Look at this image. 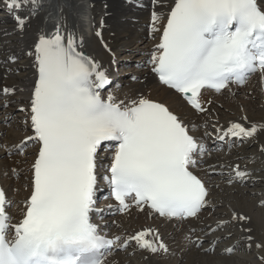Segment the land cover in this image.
Segmentation results:
<instances>
[{
	"label": "snow or ice",
	"instance_id": "6c2138e0",
	"mask_svg": "<svg viewBox=\"0 0 264 264\" xmlns=\"http://www.w3.org/2000/svg\"><path fill=\"white\" fill-rule=\"evenodd\" d=\"M3 2L20 32L40 6L38 0ZM28 5L32 6L29 16L17 14ZM153 5L149 36L157 42L147 63L159 82L192 109L206 111L205 90L231 93L232 85H245L255 73L264 88V6L258 0H153ZM100 34L98 30L96 35ZM81 44L82 38L78 41L57 23L50 34L38 32L27 52L34 72L28 102L19 108L25 113V135L9 143L4 139L8 133L0 130V149L8 156L25 158L30 146L35 151L27 168L29 194L18 219L10 213L11 202L0 189V264H105L106 254L133 244L134 250L147 256L170 254L158 227L102 234L101 225L92 218L93 213L105 211L96 207L95 199L101 178L116 201L106 206L109 211L125 213L135 207L168 222L186 223L199 220L210 206L209 187L193 171L203 162L206 145L166 103L140 92L118 98L108 70L80 51ZM15 91V87L0 89L4 95ZM257 130L254 123L245 127L228 121L217 139H247ZM209 167L215 172L217 166ZM228 168V184L249 179L239 165ZM10 171L20 174L16 168ZM260 203L264 205V200ZM249 221L248 216L232 211L227 220L199 225L202 236H195L197 226L189 225L182 236V251L195 247L214 253L232 233L213 234L237 223L240 240L250 250L252 229L242 227ZM209 235L213 238L206 241ZM204 243L209 246L203 247ZM234 247L221 253L231 254ZM256 247L264 249V241ZM259 259L264 264V256Z\"/></svg>",
	"mask_w": 264,
	"mask_h": 264
},
{
	"label": "bare ground",
	"instance_id": "6f19581e",
	"mask_svg": "<svg viewBox=\"0 0 264 264\" xmlns=\"http://www.w3.org/2000/svg\"><path fill=\"white\" fill-rule=\"evenodd\" d=\"M1 1L3 2V0ZM88 1L91 14L89 23L90 26L87 27L88 31H77L75 35L77 36L78 41L80 38H82V44L79 46V50H86L87 55L96 59L105 69H107V61L114 54V52L112 53V48L114 46L125 48L131 42H135L136 40H141L142 42H144V38H146L147 36L150 37L149 25L151 24V12L153 11L154 7L153 0ZM258 1L262 4V6H264V0ZM59 3H61V0ZM72 3H76V1L73 0ZM38 4L40 5L38 7V10L24 26L23 32L15 30V20L13 19V16L8 9L5 11L6 13L0 15V89H3L5 87H15L16 89L14 93L7 95L6 97H3L1 95L2 92H0V96H2L0 98V101L4 99V102H10V104L13 106L8 108L7 111H9V113L18 110L21 105H26L28 102L34 69L32 68V58L27 55V52L29 51L30 46L36 38V34L38 32L43 31L45 34L47 33V30H44L45 27H43L42 22L44 21V13H47L50 10H55L54 2L49 5L50 7H48V10L46 12H44L43 8L48 4L47 0H38ZM157 10L159 11L162 9L157 8ZM31 11V5L22 6L20 9L16 10L17 14H19L20 16H29ZM53 14L54 12H51L49 16L51 17L53 16ZM57 18L59 20L61 19V17L58 16V13ZM58 19L57 21L56 19H54L55 23L51 26L50 29L55 28ZM101 21H103V23H101ZM61 22L65 25V29H63L62 31L67 33L68 26L66 24V19H61ZM98 30L101 33L100 36L96 35ZM5 32L8 33L7 36L5 35ZM156 42L157 40L155 42H145L144 45L141 44L136 46L137 51L134 56L142 55L143 58H148V53L152 49L153 44ZM105 45H107V47L111 49V51L108 52V50L105 48ZM9 56L15 57V59H9ZM120 58L122 59L121 56ZM140 75L142 80L140 82L134 83L133 87L129 90L123 89L124 91L122 92V96L117 93L118 91H115V94L118 96V98H124L125 94L132 96L136 92H140L151 99L166 103L173 112L177 113L179 117L183 121H185V123L189 124V126L191 127L192 125L196 126L195 128L197 130L195 131V135L198 136L201 140H205L204 135L208 133V129H202V125L207 123L210 127L212 126L211 123L209 121L206 122V120H217V124H214V127L219 130L218 135L222 134L223 130L227 129L228 121H234L235 118H237L239 122H243L245 124V127H250L254 123L257 125L258 130L251 138L246 139L244 145H250L252 144V142H254L257 148L260 147L261 149L262 147H264L263 94L260 95L261 102H257L254 100L259 95V93L256 92L257 89L260 92L262 91L260 83L252 84L248 88L246 87L239 89L241 91L245 90L244 93H246V91L252 92L251 96H244L245 94L243 93L240 98H237V101H239V105L242 107L241 110L238 109L231 101L232 97L226 98V101L221 100L220 102L222 105V109L217 108L220 116L218 117V119H216L212 118V116L209 114L197 116L189 107L184 104V102L178 97L177 94L173 93L171 90L165 88L164 86L160 85L158 90L155 88L153 89L151 84L155 82V79L150 73L147 65L140 69ZM107 90L108 89H105V92ZM105 94H107V92ZM216 100L219 101L218 99ZM3 103H1L0 106H2ZM182 105H184L185 107ZM210 108L215 109L216 106L211 104ZM225 115H228V118L224 119ZM5 117L7 116L4 115L0 118L5 119ZM21 117L24 120L25 113H23ZM242 117H247V121H243ZM17 122L19 123V121ZM18 123H15L10 127H2L0 125V130H5L8 133V135L5 137V140H7L8 142L17 140L25 135V128L22 127L20 123ZM209 141L213 145H215L219 140L217 139V137H209ZM226 141L228 142V140ZM27 151L34 152V150L31 149H28ZM234 151L235 154L233 153L232 157H227L226 159L221 154H218L221 158H218L219 160L216 157H212V155H210L211 158H208V156V162L206 163L208 167L202 169L201 174L207 180L210 188H213L215 184L218 185L217 188L210 191L209 198L212 197L213 194L215 195L216 201H220V198H225L226 195H228L229 198L231 197L233 199V201L228 202L229 208L227 210H230L227 213L228 219L230 218L232 211H236L237 213L246 215L250 218V221L245 222L242 227L252 229L251 235L254 237L252 246L254 248L256 247V243L264 241V205L260 203V201L264 200V151L252 150L249 153L247 152V154L242 152L238 154V149H235ZM241 154H245V156H248L249 158L247 160L242 159V162L233 161L231 159L235 157L239 158L241 157ZM0 155V163H2L0 164V176L4 178L2 179L3 183H1L3 188L7 192L8 199L10 200L11 204H13V207H11L9 211L14 218L18 219L20 209L23 207L21 201L28 194V191L25 189V185L28 183L27 177L29 173L27 172V168L29 162L26 161L24 163H14L17 160L20 161V159H18L19 156L13 155L9 156L8 158L4 157L8 155L3 150L0 151ZM245 156H243V158ZM27 158L28 160L32 159L31 157ZM221 164L225 165L223 169L219 167V165ZM209 165L217 166L215 172H217V174L219 175H223L221 177H218L222 180L223 178L225 180H228L230 178L229 174H227V172L229 171V165H239L241 170L247 171L250 174L247 181L248 183L256 187V194H244V189L240 187L239 183V186L232 185L231 187H225L224 182H219L218 179L212 178L213 170L209 167ZM12 168H16L22 173L23 177L25 178V181L24 179L22 180L23 185L13 183V179L11 178L12 173L10 171V169ZM232 189L237 192L236 197L230 194V190ZM224 190H226L227 192H225ZM211 203L214 204V202ZM221 212L222 210H215V212L213 211L212 213H209V220L207 221H211V223L213 224L215 221H217L213 219L216 218ZM119 218H121V220H118ZM119 218H115L118 223L115 226H118L119 228L114 226L110 227V224L107 225V227L111 229L114 234H131L141 229L142 227H158L165 242L169 244L171 253L168 257L163 254L159 256H147L144 252L140 253L139 251H136V254H138L133 260L131 258L125 257V255H122L123 253L120 252L116 255H109V257L105 261V264H125L128 262H130V264H240L232 262L230 260L231 257H227L226 253H221V249L235 245L234 251L233 253H231L234 254L233 257L238 256L240 251L247 250L246 247H244L245 242L240 240V236L242 235V233L240 231L241 225L239 223L230 224L228 226V230H224L221 233H214V235H222L230 231L237 237L235 241L232 238H230V240H225V244H221L222 242H220L215 248L217 254H220V256L214 259L213 256L209 255L210 253L205 254L195 247H190L187 248V250L182 251V249L185 248L184 242L182 240L184 231L189 225H196L197 231L194 233V235L202 236L203 234L200 232L199 225L208 224L205 219L202 220L200 218L197 221L190 220L188 221V225H186L185 223L181 226V228H179L178 225L173 227V222L168 223L164 219L152 218L151 220H149L148 214L146 212H140L137 209H134L131 212L129 218H126L125 216ZM212 238V235L205 237L207 241H210ZM239 244L243 245V247L241 245V247H239ZM208 246V243L203 245V247ZM258 251L260 255L264 256V249H258ZM128 252L129 251H126L125 253ZM173 255H175V257H173ZM237 258L238 260H242L244 262L243 264H261V262L259 261L255 262L254 260H246L242 257Z\"/></svg>",
	"mask_w": 264,
	"mask_h": 264
},
{
	"label": "rangeland",
	"instance_id": "374dc122",
	"mask_svg": "<svg viewBox=\"0 0 264 264\" xmlns=\"http://www.w3.org/2000/svg\"><path fill=\"white\" fill-rule=\"evenodd\" d=\"M76 1V3H72L73 2V0H61V3H59L60 2V0H47V2H48V4L47 5H45L44 6V8H43V10H44V12H46L47 10H48V7H50L49 5L52 3V2H54V6H55V10H50L49 12H47V13H44V16L45 15H49L51 12H54V14H53V16H54V19H58L57 18V14L56 13H58L59 15V17H61V19H66V24H67V26H68V32L69 31H71V32H73L74 34H76L77 33V31L76 30H79V29H81L82 27H84V29L85 30H87L88 31V29H87V23L89 22L90 23V16H91V14H90V5H89V1L88 0H82V1H80V0H75ZM85 1V2H84ZM64 5V6H63ZM2 6L3 5H0V12H2L1 11V9H2ZM4 7H5V5H4ZM42 10V11H43ZM57 11V12H56ZM1 15V14H0ZM3 15V14H2ZM53 16H51V17H53ZM76 16V17H75ZM64 17V18H63ZM61 19L59 20L58 19V22H59V24L61 25V28H62V30L63 29H65V25L64 24H62V22H61ZM89 20V21H88ZM47 21V20H46ZM43 22V27L45 26V21H42ZM57 22V23H58ZM64 22V21H63ZM54 25V24H53ZM79 26H80V28H79ZM45 30V29H44ZM148 40H147V39ZM146 38H144V40H145V42L147 41V42H150V40H149V38L150 37H146ZM98 40V39H97ZM143 40V41H144ZM142 41H136V42H131V43H129L128 44V46H126L125 48H122V47H116V46H114L113 48H112V53L114 52L115 54L116 53H118V52H120V50L121 49H123L122 51V55H121V57L123 58V62L121 63V66H120V69L123 71V73H124V75L120 78V80L118 81V82H120V84L118 83H114L113 85L115 86V85H122L123 87H121L122 88V90H123V88H126V87H129L127 90H129V89H131L132 87H133V84L134 83H137L138 82V79H137V81H136V79H132V77L133 76H135L136 77V74H137V72H138V78H139V80L141 81L142 80V78H141V75H140V69H138V63H139V61L138 60H141V58L140 57H142V55H136V56H134L135 55V53H136V51H137V47L136 46H138V45H144L145 44V42H142ZM146 42V43H147ZM141 43V44H140ZM102 46V45H101ZM121 48V49H120ZM109 52V51H108ZM139 56V57H138ZM113 61H115V59H113ZM112 64H113V62H112ZM112 66V65H111ZM143 68V67H142ZM134 81H136V82H134ZM139 81V82H140ZM252 84H255V83H247V85L244 87V88H248V87H250V85H252ZM152 85V88L154 89H157L158 90V88H159V84H155V82L154 83H152L151 84ZM158 87H157V86ZM122 90H120V91H118L117 93L120 95V96H122ZM245 91V90H244ZM244 91H241V90H238V92L233 96V95H231V101L234 103V105L238 108V109H242V107L239 105V101H237V98L239 97L240 98V96H242V94L244 93ZM257 93H259V95L254 99L255 101H257V102H261V97H260V95L261 94H263L262 93V91L260 92L258 89H257V91H256ZM121 93V94H120ZM251 91H246V93H244L245 95L244 96H251ZM227 95H222V96H218V97H215L214 98V100H213V102H212V105H215L216 106V108L215 109H209L208 110V112L206 113V114H210L211 116H212V118H216V119H218V117L220 116V114L218 113V111H217V108H219V109H222V105H221V100L222 101H226V98H228V97H226ZM4 97H6V96H4ZM216 99H218L219 101H217ZM262 99L264 100V95H262ZM237 103V104H236ZM182 106H184V105H182ZM10 107H13L11 104H10V102H8L7 103V106L5 107V109L3 110L2 109V106H0V117H3L4 115L5 116H7V122L9 121V117H11L10 118V122H8V123H11L13 120H14V124L15 123H18L17 121H19V123L22 125V127H24V124L23 123H21V121H23V118L21 117L22 116V112H20L21 114H17L18 112H17V110H15L14 112H12V113H9V111H7L8 110V108H10ZM185 107V106H184ZM234 115V114H233ZM203 116V115H202ZM226 118H228V115H225L224 116V119H226ZM12 119V120H11ZM212 120V119H211ZM215 119H213V121H210V120H206V122H210V123H213V124H217V120H215ZM5 121V119L4 118H0V125L3 127V125H2V123ZM234 121H238V119L237 118H235L234 119ZM18 123V124H19ZM241 123H243V122H241ZM10 126H12L13 124H9ZM212 125V124H211ZM10 126H8L7 125V127H10ZM204 126H205V124H204ZM207 129H209V128H207ZM216 129V128H215ZM5 131V130H4ZM208 132V131H207ZM6 137V136H5ZM5 139V138H4ZM9 143H11V142H9ZM236 149H238L239 151L237 152L238 154L240 153V152H242V153H246L247 154V152L249 153V152H251L252 150H257V151H259V150H261L260 149V147H256V145H255V143L254 142H252V144H250V145H243L241 148H236ZM2 149H0V151H1ZM232 153H234L235 154V151H233ZM29 152H28V156H29ZM232 154H229V153H225V155L224 156H231ZM16 156V155H15ZM27 156V157H28ZM243 156H245V154H241V157H243ZM0 157H1V155H0ZM4 157H9V156H4ZM25 158V157H18V159H20V163H24V162H26L27 161V159L28 158ZM213 157V156H212ZM208 158H211V156L209 155V157ZM207 158V159H208ZM216 158H219V159H221L220 157H218V156H216ZM227 157H225V159H226ZM249 157L248 156H245L244 158H234V160H236V161H240V160H242V159H244V160H247ZM218 159V160H219ZM24 160V161H23ZM220 161H223V160H220ZM0 164H2V163H0ZM11 165V164H10ZM1 166V165H0ZM1 168V167H0ZM20 172V171H19ZM221 176H223V175H213V177L212 178H216V179H218V181L219 182H224V184H225V187H231L232 185H238V183H233V184H228L227 183V180H225L224 178H223V180L222 179H219L218 177H221ZM0 178H2V179H4L3 177H1L0 176ZM11 178L13 179V183H16V184H22L23 185V179H24V181H25V178L23 177V175H22V173L20 172V174L18 175V176H16V175H11ZM1 179V182L3 183V180ZM20 181V182H19ZM239 186V185H238ZM218 187V185L217 184H215V186L213 187V188H211V191L213 190V189H215V188H217ZM240 187L242 188V189H244V194H247V195H253V194H256L255 192H256V187L255 186H253L252 184H250V183H248V181L247 182H245V183H243V184H240ZM225 192H227L226 190H224ZM231 192H230V194H232V195H234L235 197H236V193L237 192H235L234 191V189H232V190H230ZM239 197H240V195H239ZM211 199V201L212 202H214V206L212 207V208H208V210H205V213L204 214H201L202 215V217H200L202 220L203 219H205L206 220V222H208V224H212L211 223V221H207V220H209L208 219V217H209V213H212L213 211L215 212V210H222V212L216 217V218H214L213 220H219V219H225V220H227L228 219V216H227V213L230 211V210H227L228 208H229V205H228V202H231V201H233V199L230 197H228V195H226V197L225 198H220L221 200L220 201H216V199H215V195H213L212 194V197L210 198ZM12 206L11 207H13V204H11ZM208 213V214H207ZM200 215V216H201ZM153 220H155V219H153ZM229 226V225H228ZM228 226L225 228V229H222V230H219V231H217V232H223L224 230H228ZM116 227V226H115ZM118 227V226H117ZM214 235V234H213ZM231 238L235 241V239L237 238L234 234H232V236H231ZM206 240V239H205ZM228 240H230V239H228ZM207 241V240H206ZM222 243L221 244H225V240L223 241H221ZM204 244H206V243H204ZM242 247H243V245H241ZM239 247H240V245H239ZM244 247H246L245 245H244ZM246 251H240L239 252V254H238V256H236V257H233L234 256V254H228L227 255V257H231V261L232 262H235V263H240V264H243L244 262L242 261V260H238V258L237 257H242V258H245L246 260L248 259V260H254L255 262L256 261H259V262H261L260 261V259H259V257H261V256H263V255H260V253H259V251H258V249H257V247H254L253 248V246H251V249L249 250L247 247H246ZM257 249V250H256ZM247 252V253H246ZM120 252H118L117 254H119ZM209 254V253H208ZM247 254V255H246ZM109 255H113V254H109ZM109 255H107L106 257L108 258L109 257ZM114 255H116V254H114ZM122 255H125V257H128V258H131V259H135L136 258V254H132V253H123ZM209 255H211V256H213L214 257V259H216V257H219L220 256V254H217V251L215 250V252L214 253H210ZM169 256V254L167 255V257ZM244 256V257H243ZM173 257H175V255H173ZM233 257V258H232ZM106 258V259H107ZM245 259H243V260H245ZM250 262V261H249ZM125 264H130V262H128V263H125Z\"/></svg>",
	"mask_w": 264,
	"mask_h": 264
}]
</instances>
